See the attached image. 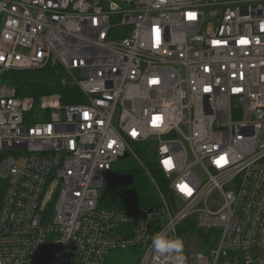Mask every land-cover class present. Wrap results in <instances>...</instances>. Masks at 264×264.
I'll use <instances>...</instances> for the list:
<instances>
[{
  "label": "built area",
  "instance_id": "2783aa9c",
  "mask_svg": "<svg viewBox=\"0 0 264 264\" xmlns=\"http://www.w3.org/2000/svg\"><path fill=\"white\" fill-rule=\"evenodd\" d=\"M46 67L77 102L3 80ZM125 154L155 201L106 207ZM0 191V264H172L151 238L202 229L188 264H264V0H0Z\"/></svg>",
  "mask_w": 264,
  "mask_h": 264
},
{
  "label": "trees",
  "instance_id": "16d2710c",
  "mask_svg": "<svg viewBox=\"0 0 264 264\" xmlns=\"http://www.w3.org/2000/svg\"><path fill=\"white\" fill-rule=\"evenodd\" d=\"M3 80L16 88L17 96H32L36 101L52 94L58 95L64 103H74L80 96L77 87L69 82L67 73L60 67L9 71ZM151 171L162 184L160 171L154 167ZM113 174V181L101 193V204L104 206L139 207L155 201L148 179L136 162L125 161L123 165H114Z\"/></svg>",
  "mask_w": 264,
  "mask_h": 264
},
{
  "label": "rangeland",
  "instance_id": "374dc122",
  "mask_svg": "<svg viewBox=\"0 0 264 264\" xmlns=\"http://www.w3.org/2000/svg\"><path fill=\"white\" fill-rule=\"evenodd\" d=\"M153 144L154 143L152 141H149L135 146V149L138 151V153L142 155L143 161L152 160L151 152H154V149H152ZM125 161H128L130 163H132V161L134 163L136 162L134 158L129 157L127 159L117 161L116 164L123 165ZM22 165H24V161L20 160L17 166L23 168ZM203 236L209 239L212 236V233L202 229L200 233L194 231L190 235H188V237L185 239V251L187 254L201 253L205 251V248L208 245L204 241H202ZM141 254L142 251L139 249L136 252L133 251L112 252L108 257V264H112V263L136 264Z\"/></svg>",
  "mask_w": 264,
  "mask_h": 264
},
{
  "label": "clouds",
  "instance_id": "9594fccd",
  "mask_svg": "<svg viewBox=\"0 0 264 264\" xmlns=\"http://www.w3.org/2000/svg\"><path fill=\"white\" fill-rule=\"evenodd\" d=\"M152 249L157 259L168 260L171 258L172 264H188V257L185 254V244L181 237L170 236L160 232L152 238Z\"/></svg>",
  "mask_w": 264,
  "mask_h": 264
},
{
  "label": "water",
  "instance_id": "95a60500",
  "mask_svg": "<svg viewBox=\"0 0 264 264\" xmlns=\"http://www.w3.org/2000/svg\"><path fill=\"white\" fill-rule=\"evenodd\" d=\"M218 15H220V13H217ZM155 138L154 137H151L149 140H154ZM128 158V154H125L121 159H127ZM178 203L181 202V200L178 198ZM192 220H195V217L192 216Z\"/></svg>",
  "mask_w": 264,
  "mask_h": 264
},
{
  "label": "snow or ice",
  "instance_id": "6c2138e0",
  "mask_svg": "<svg viewBox=\"0 0 264 264\" xmlns=\"http://www.w3.org/2000/svg\"><path fill=\"white\" fill-rule=\"evenodd\" d=\"M135 134V133H134ZM221 161H225V158H221ZM226 162V161H225ZM181 188H182V190H185V191H190V189H187V187L186 186H184V185H181Z\"/></svg>",
  "mask_w": 264,
  "mask_h": 264
}]
</instances>
